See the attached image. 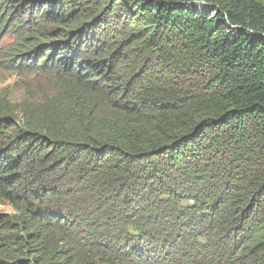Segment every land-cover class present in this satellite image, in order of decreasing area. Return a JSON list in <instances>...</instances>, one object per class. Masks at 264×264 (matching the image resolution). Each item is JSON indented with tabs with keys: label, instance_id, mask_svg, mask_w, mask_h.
<instances>
[{
	"label": "trees",
	"instance_id": "obj_1",
	"mask_svg": "<svg viewBox=\"0 0 264 264\" xmlns=\"http://www.w3.org/2000/svg\"><path fill=\"white\" fill-rule=\"evenodd\" d=\"M0 66L51 76L0 102V264H264V0H0Z\"/></svg>",
	"mask_w": 264,
	"mask_h": 264
},
{
	"label": "rangeland",
	"instance_id": "obj_2",
	"mask_svg": "<svg viewBox=\"0 0 264 264\" xmlns=\"http://www.w3.org/2000/svg\"><path fill=\"white\" fill-rule=\"evenodd\" d=\"M204 3L206 2L199 1L196 4L197 8L204 9L200 8L201 5L206 7ZM11 39L2 37L1 45L11 42ZM50 80L51 76L45 73H20L15 70H4L0 66V102L9 100L12 103H20L24 100L40 99L43 93L51 91Z\"/></svg>",
	"mask_w": 264,
	"mask_h": 264
},
{
	"label": "clouds",
	"instance_id": "obj_3",
	"mask_svg": "<svg viewBox=\"0 0 264 264\" xmlns=\"http://www.w3.org/2000/svg\"><path fill=\"white\" fill-rule=\"evenodd\" d=\"M0 211L14 213L16 209L11 203H9L8 201H5L3 204H0Z\"/></svg>",
	"mask_w": 264,
	"mask_h": 264
}]
</instances>
